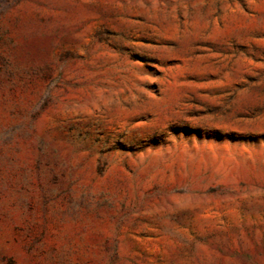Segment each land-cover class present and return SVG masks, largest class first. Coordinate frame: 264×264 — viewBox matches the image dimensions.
I'll list each match as a JSON object with an SVG mask.
<instances>
[{
  "label": "rangeland",
  "instance_id": "374dc122",
  "mask_svg": "<svg viewBox=\"0 0 264 264\" xmlns=\"http://www.w3.org/2000/svg\"><path fill=\"white\" fill-rule=\"evenodd\" d=\"M0 264H264V0H0Z\"/></svg>",
  "mask_w": 264,
  "mask_h": 264
}]
</instances>
